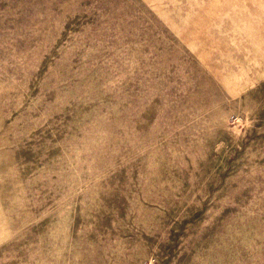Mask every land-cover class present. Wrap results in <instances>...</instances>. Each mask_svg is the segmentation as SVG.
Instances as JSON below:
<instances>
[{
  "label": "rangeland",
  "instance_id": "obj_1",
  "mask_svg": "<svg viewBox=\"0 0 264 264\" xmlns=\"http://www.w3.org/2000/svg\"><path fill=\"white\" fill-rule=\"evenodd\" d=\"M0 264H264V0H0Z\"/></svg>",
  "mask_w": 264,
  "mask_h": 264
}]
</instances>
